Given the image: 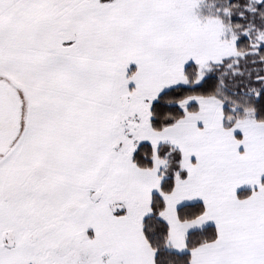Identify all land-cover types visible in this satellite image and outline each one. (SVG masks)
I'll use <instances>...</instances> for the list:
<instances>
[{"label":"snow or ice","instance_id":"1","mask_svg":"<svg viewBox=\"0 0 264 264\" xmlns=\"http://www.w3.org/2000/svg\"><path fill=\"white\" fill-rule=\"evenodd\" d=\"M0 264H264V0H0Z\"/></svg>","mask_w":264,"mask_h":264}]
</instances>
